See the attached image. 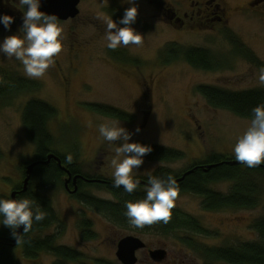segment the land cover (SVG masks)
<instances>
[{"label":"rangeland","instance_id":"1","mask_svg":"<svg viewBox=\"0 0 264 264\" xmlns=\"http://www.w3.org/2000/svg\"><path fill=\"white\" fill-rule=\"evenodd\" d=\"M162 1H167L169 12L179 15L191 8L190 0ZM256 1L216 0L210 10L214 12L219 6L220 11L216 10L222 17L225 14V21H211L208 29L203 28L205 24L194 22L185 27L174 26L163 17L155 16L157 11L147 0H136L138 17L133 27L144 36L143 43L111 50L103 39L106 25L96 18L97 13L103 11L119 21L125 9L133 5L125 0H108V4H104V0H82L80 18L61 23L64 49L45 77L27 78L19 61L0 54V85L7 84L3 79L6 73L40 85V90L31 94L0 98V195L10 198L14 190L24 184L25 169L36 155V147L29 142L23 122L25 106L33 99L57 110V116L49 123L55 139L52 151L63 157L72 155L73 162L78 163L77 171L82 174L113 181L108 165L115 145L104 141L98 130V125L106 120L120 121L133 133L140 128L130 142H146L185 154V159L171 163L145 160L139 169V178H149V171L154 175L160 169H167L172 175L181 174L197 161L206 162L212 154L234 157V144L247 130L250 120L213 107L198 89L208 86L237 93L264 90V85L258 83L259 70L264 65V0ZM20 26L13 24L9 32L0 24V40L17 34ZM230 37L239 45L235 46ZM170 46L206 50L220 68L201 70L183 59L165 65L164 58ZM237 47L248 50L259 63L247 60ZM92 105L107 106L132 118L106 117L91 109ZM252 179L261 189V201L255 209L209 212L203 209V201L198 196L179 195L174 209L198 219L206 230L204 234L183 229L164 235L148 232L145 226L116 225L95 208L69 195L64 178L53 184L46 194L65 229L58 238V245L73 249L80 258L79 262L69 264H121L116 255L118 244L128 236L140 238L150 250L164 249L168 253L165 261L168 264L173 261L175 264H206L204 257L182 239L192 238L201 248L227 247L258 239L254 224L264 219V173H255ZM212 187L227 195L232 183H218ZM81 193L104 202H116L103 187L85 186ZM86 223L90 224L88 229L84 228ZM87 230L94 239L85 238ZM55 232L56 227H53L48 233ZM147 248L138 252V264H156ZM15 254L21 264H54L57 261L46 254L35 262L29 261L23 256L22 247Z\"/></svg>","mask_w":264,"mask_h":264},{"label":"trees","instance_id":"2","mask_svg":"<svg viewBox=\"0 0 264 264\" xmlns=\"http://www.w3.org/2000/svg\"><path fill=\"white\" fill-rule=\"evenodd\" d=\"M166 13L168 14L169 11H166ZM229 39L235 46L239 45L234 38L230 37ZM168 48L167 58H164L165 65L183 59L194 68L201 70L209 71L220 68L218 64H215V59L206 50L195 48L185 50L177 46H170ZM237 49L239 52L242 51L238 47ZM241 53L254 64L259 63L258 59H255V56L248 50H244ZM261 67L264 68V65H261ZM3 79L7 84L4 86L0 85V98L11 99L12 96L31 94L40 90V85L36 81L27 80L13 74L6 73ZM198 92L213 107L228 110L238 117L249 120L252 117V109L260 104H264V90L256 89L237 93L221 90L216 87L201 86ZM89 107L106 117L118 120H131L132 118L107 106L92 105ZM56 116L57 110L46 102L33 99L26 104L23 122L29 142L36 147V155L29 165L35 162H45L50 155L54 154L59 158L61 157L60 159L63 160L61 161L62 166L68 167V172L71 175V173H77L75 167L78 166V163L72 162L73 165L67 164L66 157L52 151L55 139L49 130V123ZM140 143L150 145L153 148L152 153L144 158L146 161L171 163L185 159V154L181 151L146 142ZM232 161H236L234 157L212 154L207 158L206 162L197 161L187 171L181 174H173L177 181L185 177L182 181L178 182L180 194L188 193L198 196L203 201V209L209 212L257 208L261 201V189L255 183V180L252 179V175L264 173V169L256 167H246L243 169L242 166L227 164V162ZM209 166L213 167L208 170ZM189 172L191 173L185 176ZM169 174L172 175L171 171L160 169L153 176L166 177ZM61 178H66V173L56 161L52 160L48 166L39 165L35 168L27 189L24 188L23 184L17 188V191H14L17 193V199L22 197L35 199L47 215L43 221L33 224L32 230L24 236L23 241L19 244L12 237V230L0 225V264H21V261L15 254L16 250L20 247H22L24 258L32 262L37 261L42 254L55 257L57 261L54 264L79 262L80 258L73 249L58 245L57 243L58 238L63 235L65 229L56 214L50 197L46 194V191L53 184L60 181ZM148 179L143 180L148 183ZM225 182L232 183L229 194L225 195L212 189L213 185ZM106 188L114 196L116 202H101L90 196L82 197L80 201L99 210L110 222L116 225H131L125 216V203L127 201L135 202L143 199L146 195V190L141 191L144 188L140 187L134 193L129 194L124 192L122 188H114L113 181L108 183V187ZM0 198L10 199L11 197L0 195ZM144 226L148 232H157L164 235H172L183 229H190L198 234L206 232L198 219L176 209L172 210V216L168 223L157 221ZM53 227H56V232L49 234L48 232ZM89 227L90 224L88 223L84 225L86 229ZM254 229L258 235L256 241L242 242L227 247L210 248L205 246L201 248V245H197L192 238L182 239V242L196 252H202L206 264H212L210 261L226 264H264V219L256 221ZM88 231L85 233V238L88 240L94 239L95 236Z\"/></svg>","mask_w":264,"mask_h":264},{"label":"clouds","instance_id":"3","mask_svg":"<svg viewBox=\"0 0 264 264\" xmlns=\"http://www.w3.org/2000/svg\"><path fill=\"white\" fill-rule=\"evenodd\" d=\"M3 2L22 13V24L17 34L0 40V54L8 59L19 61L27 78L40 79L46 76L50 67L56 64V58L64 49V29L58 16L42 12V0H3ZM133 5L126 8L123 18L114 21L112 16L101 11L96 18L103 21L106 30L103 36L106 47L116 50L120 47L140 46L144 36L133 25L137 21L136 0H125ZM108 4V0H104ZM15 17L0 15V24L11 32ZM123 25V27H121ZM258 83L264 85V68L259 70ZM100 137L114 144V155L109 168L113 187L129 194L141 187L139 169L145 163V157L153 148L140 142H130L136 133L123 127L120 121L106 120L98 125ZM234 158L248 168L264 165V104L252 109V117L247 130L237 138L233 147ZM73 162L72 155L66 156V163ZM180 195V186L171 174L166 177L153 176L149 171L146 195L143 199L125 203V216L131 225L142 228L157 221L168 223L172 210ZM47 213L35 199L0 198V225L12 230V237L21 243L33 224L41 222ZM23 226V232L17 230Z\"/></svg>","mask_w":264,"mask_h":264},{"label":"flooded vegetation","instance_id":"4","mask_svg":"<svg viewBox=\"0 0 264 264\" xmlns=\"http://www.w3.org/2000/svg\"><path fill=\"white\" fill-rule=\"evenodd\" d=\"M147 1L149 4H151L156 9L157 15H155V16H157L159 19H162V17H163L165 20H167V22L169 21V23L173 24L174 26L177 25L179 27H185L189 22H191V23L194 22L197 25H199V23H203V24H205V27H203V28L209 29L210 26H208V25L211 23V21H213V22H223V20L225 21V18H224L225 14L223 13V17H222L219 15V13L217 11V10L220 11L219 6L216 7L217 10L215 9L214 12H211V10H210L211 7L214 8V6H212V3H214L216 0H196V3L194 2V0H190L191 1V3H190L191 8L190 9L186 10L181 15H179L177 12L170 11L169 16L166 13V11L169 10L168 9L169 5H168L167 1L166 2H163L162 0H147ZM260 1H262V0H259L256 2H260ZM4 14L14 16L15 17V23L14 24H17V25L22 24V13L19 10L14 9V8L6 5L3 2V0H0V15H4ZM78 18H80V14L76 19H70V20L65 21V22L61 21V23H68L70 21L74 22V21H77ZM116 56H119L120 58L125 57V55L122 56V54H116ZM73 64H74V61H73ZM61 161H63V160L61 159ZM71 165H73V164L71 163ZM66 166H68V165H66ZM67 168L64 170L66 173V178H64V180L69 178V174L67 173V171H68ZM75 169H76V167H75ZM75 171H77V169ZM75 178H77L76 182H74ZM140 179L142 181H144L143 179H146V178L141 177ZM111 182L112 181H109L108 178H106V177L101 178L99 176L87 175L84 173L82 174L79 171H77V173H74V174L71 173V180L69 182L70 190L72 191V190L77 189L76 193L71 195L67 191V189L66 188L65 189L69 193V195L76 197L77 199H81L82 197H89V196H84L81 193V190L85 186H99V187L106 188V187H108V183H111ZM64 187H65V184H64ZM141 187L146 189V185H141ZM14 191H17V189H15ZM107 191H108V189H107ZM90 197L98 200L97 197H94V196L93 197L90 196ZM98 201L104 202L102 200H98ZM106 203H108V202H106ZM100 213H102V212H100ZM216 248H218V247H216ZM147 251L149 254L150 249L147 248ZM198 253H200L202 256L204 255L202 252H198ZM219 263H222V262H219ZM165 264H168V262H165ZM170 264H172V263H170ZM173 264H175V261H173Z\"/></svg>","mask_w":264,"mask_h":264},{"label":"water","instance_id":"5","mask_svg":"<svg viewBox=\"0 0 264 264\" xmlns=\"http://www.w3.org/2000/svg\"><path fill=\"white\" fill-rule=\"evenodd\" d=\"M81 4V0H42V7L41 11L45 12L49 15H56L60 19V21L65 22L70 19H76L80 14L79 6ZM52 160H55L59 166H62L61 160L54 154L50 155L48 157V160L45 162H35L31 165L27 166L26 168V178L24 180V188L27 189L33 172L36 167L39 165L48 166ZM228 165L231 166H243L241 163L237 161L227 162ZM213 166H209L208 170L211 169ZM257 168H263L264 165L257 166ZM65 170V169H64ZM206 170V171H208ZM69 174V178L65 180V188L67 191L73 195L76 193L77 189L74 191H71L69 188V182L71 180V175ZM191 172L187 173L185 176L190 174ZM178 180L177 182H180L184 179ZM77 181V178L74 179V182ZM141 185H146L147 183L145 181H141ZM16 192H13L11 195L12 199H16ZM18 232H23V226H21L20 229H18ZM147 248V245L137 237L128 236L124 239H122L118 244V251L116 253L118 260L121 262V264H138L139 258L137 256L138 252L145 250ZM150 258L153 262L156 264L164 263L167 260L168 253L164 249H157V250H150L149 252Z\"/></svg>","mask_w":264,"mask_h":264}]
</instances>
